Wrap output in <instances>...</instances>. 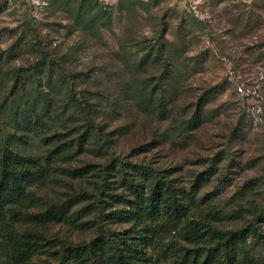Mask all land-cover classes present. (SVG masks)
Instances as JSON below:
<instances>
[{
  "label": "rangeland",
  "instance_id": "obj_1",
  "mask_svg": "<svg viewBox=\"0 0 264 264\" xmlns=\"http://www.w3.org/2000/svg\"><path fill=\"white\" fill-rule=\"evenodd\" d=\"M56 62L90 103L81 141L86 121ZM8 153L36 163L27 190L41 205L89 193L76 211L100 196L106 227L140 231L143 264L211 247L214 239L187 242V223L152 247L117 167L140 186L143 172L159 171L178 188L185 221L221 231L241 228L264 203V0H0V156ZM257 223L264 231V215ZM41 232L73 243L94 234L65 222ZM52 244L32 261L53 263ZM242 247L264 264L262 240L248 236Z\"/></svg>",
  "mask_w": 264,
  "mask_h": 264
},
{
  "label": "trees",
  "instance_id": "obj_2",
  "mask_svg": "<svg viewBox=\"0 0 264 264\" xmlns=\"http://www.w3.org/2000/svg\"><path fill=\"white\" fill-rule=\"evenodd\" d=\"M161 48L162 43L158 40L157 51L160 52ZM56 64L60 67L70 100L77 105L86 121L85 131L78 138L81 141L93 126L90 103L80 90L75 89L71 72L59 62ZM107 169L108 166L101 168L100 173ZM117 171L124 188L135 198L128 202L131 211H134L131 218L137 222L146 218L150 222L147 229L152 247L162 250L167 236L176 231L178 225L185 223L187 242L196 244L202 240H215L214 245L203 250L196 246L184 249L180 252L177 264H236L240 257V263L237 264H255V260L242 246L248 236L264 243V231L257 223L264 215V203L253 208L250 218L241 228L221 231L204 223L185 221L184 205L177 196L178 188L159 171L143 172L145 185L142 186L134 178L124 177L123 164L117 167ZM66 172L73 176L83 173L82 169ZM38 174L36 163L32 161L11 153L0 156V264H35L33 257L44 244L50 242L53 243L50 247L54 260L51 264H143L147 260L140 245L138 229L121 236L106 227L104 221L108 214L105 213L106 206L102 204L100 196L94 197L91 204L76 211H72V206L88 199L89 193L75 192L63 200L42 205L37 202L36 196L27 189L37 180ZM101 175L105 178L106 173ZM102 194L115 202H126L122 194L107 190ZM91 212H94L91 220L85 223L79 221ZM51 222L84 224L92 228L94 234L88 241H49L41 230ZM201 229L206 230L199 234Z\"/></svg>",
  "mask_w": 264,
  "mask_h": 264
},
{
  "label": "built area",
  "instance_id": "obj_3",
  "mask_svg": "<svg viewBox=\"0 0 264 264\" xmlns=\"http://www.w3.org/2000/svg\"><path fill=\"white\" fill-rule=\"evenodd\" d=\"M25 1L30 2L32 4H40L41 0H25ZM238 91H239L240 95H243V92L241 89H239Z\"/></svg>",
  "mask_w": 264,
  "mask_h": 264
}]
</instances>
